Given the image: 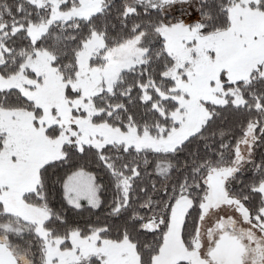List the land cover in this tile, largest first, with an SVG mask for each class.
<instances>
[{
  "label": "snow or ice",
  "instance_id": "1",
  "mask_svg": "<svg viewBox=\"0 0 264 264\" xmlns=\"http://www.w3.org/2000/svg\"><path fill=\"white\" fill-rule=\"evenodd\" d=\"M0 264H264V0H0Z\"/></svg>",
  "mask_w": 264,
  "mask_h": 264
}]
</instances>
